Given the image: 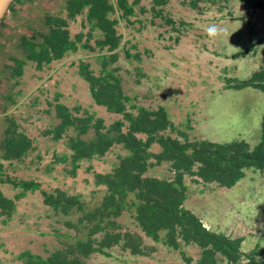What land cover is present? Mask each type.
I'll return each mask as SVG.
<instances>
[{
	"label": "crops",
	"instance_id": "0c3cea01",
	"mask_svg": "<svg viewBox=\"0 0 264 264\" xmlns=\"http://www.w3.org/2000/svg\"><path fill=\"white\" fill-rule=\"evenodd\" d=\"M191 3L11 2L0 21V264H200L207 251L214 264H249L259 239L239 234L247 196L229 190L243 176L231 186L181 178L180 206L207 230L241 238L234 260L185 239L183 225L147 231L143 188L120 181L134 175L179 187L164 143L237 139L207 137L221 120L213 110L201 124L192 114L231 93L208 77L214 56L183 29L199 18ZM59 36L68 44L55 50ZM145 111L163 126L133 127ZM137 145L139 167L129 163Z\"/></svg>",
	"mask_w": 264,
	"mask_h": 264
},
{
	"label": "rangeland",
	"instance_id": "374dc122",
	"mask_svg": "<svg viewBox=\"0 0 264 264\" xmlns=\"http://www.w3.org/2000/svg\"><path fill=\"white\" fill-rule=\"evenodd\" d=\"M258 2L260 5L249 6L245 0H193L192 12L199 18L190 21L189 26H183L185 32L197 36L195 44L199 42L200 52L205 50L214 56L208 61V77L231 93L226 99H217L208 106H195L192 111L194 116L198 112L200 124L201 117H207V111L211 110L215 114L212 118L221 119L219 124L216 121L215 127L211 124L206 127L207 137L212 139L230 140L236 136L253 146L261 137L264 76L256 78L254 85L240 86L264 71V0ZM209 26L222 31L216 38H209L206 32ZM228 116L231 121L223 128L222 120ZM222 132L227 133L226 137ZM242 176L229 189L239 193L240 187L244 188L243 193L247 196L244 205L248 213L247 223L239 234L248 238L257 236L258 257L264 259V169L246 168Z\"/></svg>",
	"mask_w": 264,
	"mask_h": 264
},
{
	"label": "trees",
	"instance_id": "16d2710c",
	"mask_svg": "<svg viewBox=\"0 0 264 264\" xmlns=\"http://www.w3.org/2000/svg\"><path fill=\"white\" fill-rule=\"evenodd\" d=\"M249 6L260 5L258 0H245ZM57 45L53 43V49L65 46L67 43L64 37L59 36L56 40ZM264 71L253 75L249 80L244 81L240 86L254 85L253 81L258 77H263ZM258 85V84H257ZM263 87V85H258ZM148 112H144L140 118L135 121V128H147L163 126V120L158 115L157 118L150 120L147 117ZM261 137L259 141L250 146L246 141L234 139L229 142L216 143L206 139H199L193 142H185L183 145L177 142L164 143L165 155L174 159L173 168L176 170L175 181L179 187H175L172 182L147 178L140 182L136 176L127 178L121 176V183L129 182V185H140L144 190L146 202L139 206V219L143 227L150 231L156 226H181V233L185 239L197 240L200 244L211 245L209 250H218L226 253L230 259L234 260L236 256L241 255L237 251L241 238L227 240L223 234L214 233L202 226L201 222L189 210L181 207L184 198L181 186V178L184 172L196 174L203 180H216L221 185L231 186L237 181L246 168L264 169V112L261 119ZM191 148L192 153H186V149ZM138 145L136 155L129 160L133 166L136 164L140 155H138ZM193 162H198L196 171L191 170ZM111 201L107 200V204ZM106 204V203H105ZM259 251H253L246 254L249 258V264H264V259H260ZM258 257V258H257ZM200 264H214L211 251H207Z\"/></svg>",
	"mask_w": 264,
	"mask_h": 264
},
{
	"label": "water",
	"instance_id": "95a60500",
	"mask_svg": "<svg viewBox=\"0 0 264 264\" xmlns=\"http://www.w3.org/2000/svg\"><path fill=\"white\" fill-rule=\"evenodd\" d=\"M14 0H0V21L2 20V18L4 17L9 5L11 4V2H13Z\"/></svg>",
	"mask_w": 264,
	"mask_h": 264
},
{
	"label": "clouds",
	"instance_id": "9594fccd",
	"mask_svg": "<svg viewBox=\"0 0 264 264\" xmlns=\"http://www.w3.org/2000/svg\"><path fill=\"white\" fill-rule=\"evenodd\" d=\"M221 29L216 27V26H209L206 29L207 35L209 38H216L220 33H221Z\"/></svg>",
	"mask_w": 264,
	"mask_h": 264
},
{
	"label": "built area",
	"instance_id": "2783aa9c",
	"mask_svg": "<svg viewBox=\"0 0 264 264\" xmlns=\"http://www.w3.org/2000/svg\"><path fill=\"white\" fill-rule=\"evenodd\" d=\"M44 85H46V84H44Z\"/></svg>",
	"mask_w": 264,
	"mask_h": 264
}]
</instances>
